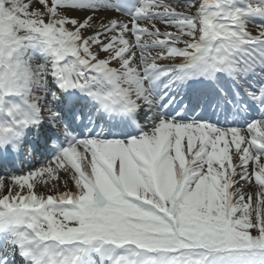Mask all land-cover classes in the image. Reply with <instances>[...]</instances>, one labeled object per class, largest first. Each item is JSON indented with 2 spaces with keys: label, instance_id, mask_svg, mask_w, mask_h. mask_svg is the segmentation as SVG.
<instances>
[{
  "label": "snow or ice",
  "instance_id": "1",
  "mask_svg": "<svg viewBox=\"0 0 264 264\" xmlns=\"http://www.w3.org/2000/svg\"><path fill=\"white\" fill-rule=\"evenodd\" d=\"M0 264H264V0H0Z\"/></svg>",
  "mask_w": 264,
  "mask_h": 264
},
{
  "label": "rangeland",
  "instance_id": "2",
  "mask_svg": "<svg viewBox=\"0 0 264 264\" xmlns=\"http://www.w3.org/2000/svg\"><path fill=\"white\" fill-rule=\"evenodd\" d=\"M61 190H64L62 186H61Z\"/></svg>",
  "mask_w": 264,
  "mask_h": 264
}]
</instances>
